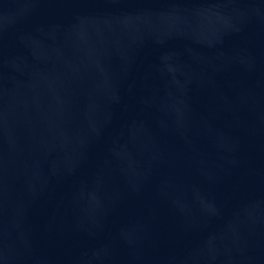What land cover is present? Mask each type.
I'll return each instance as SVG.
<instances>
[{
	"label": "water",
	"instance_id": "obj_1",
	"mask_svg": "<svg viewBox=\"0 0 264 264\" xmlns=\"http://www.w3.org/2000/svg\"><path fill=\"white\" fill-rule=\"evenodd\" d=\"M0 264H264V0H0Z\"/></svg>",
	"mask_w": 264,
	"mask_h": 264
}]
</instances>
